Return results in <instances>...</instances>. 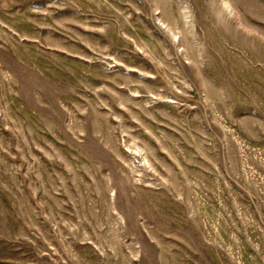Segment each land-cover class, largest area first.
<instances>
[{
    "label": "rangeland",
    "instance_id": "obj_1",
    "mask_svg": "<svg viewBox=\"0 0 264 264\" xmlns=\"http://www.w3.org/2000/svg\"><path fill=\"white\" fill-rule=\"evenodd\" d=\"M0 264H264V0H0Z\"/></svg>",
    "mask_w": 264,
    "mask_h": 264
}]
</instances>
